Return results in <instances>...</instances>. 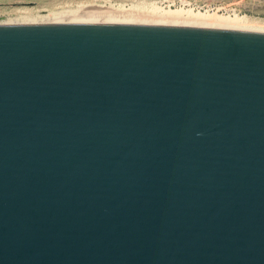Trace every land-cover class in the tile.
Listing matches in <instances>:
<instances>
[{
	"label": "water",
	"instance_id": "1",
	"mask_svg": "<svg viewBox=\"0 0 264 264\" xmlns=\"http://www.w3.org/2000/svg\"><path fill=\"white\" fill-rule=\"evenodd\" d=\"M0 264H264V33L0 25Z\"/></svg>",
	"mask_w": 264,
	"mask_h": 264
},
{
	"label": "rangeland",
	"instance_id": "2",
	"mask_svg": "<svg viewBox=\"0 0 264 264\" xmlns=\"http://www.w3.org/2000/svg\"><path fill=\"white\" fill-rule=\"evenodd\" d=\"M185 1L197 10L244 16L264 33V0H0V25H30L57 19L61 22L65 19L59 17L65 14L84 11L105 12L116 8L148 11L152 4L175 8Z\"/></svg>",
	"mask_w": 264,
	"mask_h": 264
},
{
	"label": "bare ground",
	"instance_id": "3",
	"mask_svg": "<svg viewBox=\"0 0 264 264\" xmlns=\"http://www.w3.org/2000/svg\"><path fill=\"white\" fill-rule=\"evenodd\" d=\"M142 10L144 9L132 10L129 8L125 10L124 8H116L105 12L102 10L84 11L77 14H65L63 18L59 17L65 21L59 22L55 18L56 22L44 21L39 24L146 25L263 33L244 16L226 15L219 11L197 10L188 5L186 1L175 8L152 4L148 11Z\"/></svg>",
	"mask_w": 264,
	"mask_h": 264
}]
</instances>
